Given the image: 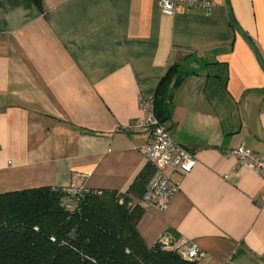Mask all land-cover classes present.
Returning <instances> with one entry per match:
<instances>
[{
    "label": "crops",
    "instance_id": "crops-1",
    "mask_svg": "<svg viewBox=\"0 0 264 264\" xmlns=\"http://www.w3.org/2000/svg\"><path fill=\"white\" fill-rule=\"evenodd\" d=\"M210 1L168 16L154 0H0V194L76 184L141 206L129 191L152 137L131 127L176 67L163 124L196 164L167 170L178 192L141 206L138 233L194 243L196 264H264V187L226 156H264V0Z\"/></svg>",
    "mask_w": 264,
    "mask_h": 264
},
{
    "label": "trees",
    "instance_id": "trees-1",
    "mask_svg": "<svg viewBox=\"0 0 264 264\" xmlns=\"http://www.w3.org/2000/svg\"><path fill=\"white\" fill-rule=\"evenodd\" d=\"M30 1L40 7V0ZM176 74V67L170 69L154 96L161 123L166 118L163 95L171 82L178 83ZM151 174L149 166L138 175L129 191L134 198L141 199ZM142 214L129 195L113 192L89 190L78 201L63 189L0 194V264L197 263L162 250L159 241L148 248L137 230Z\"/></svg>",
    "mask_w": 264,
    "mask_h": 264
},
{
    "label": "built area",
    "instance_id": "built-area-1",
    "mask_svg": "<svg viewBox=\"0 0 264 264\" xmlns=\"http://www.w3.org/2000/svg\"><path fill=\"white\" fill-rule=\"evenodd\" d=\"M154 2L157 9L168 16L175 15L180 9L197 10L205 14H210L213 10L210 0H154ZM138 108L142 113V118L135 121L131 128L152 137L150 143L139 149L152 167V174L145 185L139 203L142 207L164 212L178 192V184L167 174V170L187 175L194 168L196 160L186 148L172 140L165 125L157 118L154 97L142 96L138 102ZM226 156L234 158L237 166L245 167L255 173L264 187V156L256 155L244 146L227 151ZM88 191L82 185L76 184L63 189L64 193L76 198L77 201ZM122 202L120 198L118 203ZM262 202V208H264V195ZM159 243L162 250H174L189 262H198L205 256L194 243L182 241L171 235H166L165 238L159 240Z\"/></svg>",
    "mask_w": 264,
    "mask_h": 264
},
{
    "label": "water",
    "instance_id": "water-1",
    "mask_svg": "<svg viewBox=\"0 0 264 264\" xmlns=\"http://www.w3.org/2000/svg\"><path fill=\"white\" fill-rule=\"evenodd\" d=\"M229 6V5H228ZM229 14H230V16L232 17V13H231V10H230V7H229ZM233 18V17H232ZM234 20V19H233ZM234 26H235V28H236V30L239 32V33H241L242 35H243V33H242V31H241V29L239 28V26L237 25V23L234 21ZM244 36V38L247 40V41H249V39L247 38V37H245V35H243Z\"/></svg>",
    "mask_w": 264,
    "mask_h": 264
},
{
    "label": "rangeland",
    "instance_id": "rangeland-1",
    "mask_svg": "<svg viewBox=\"0 0 264 264\" xmlns=\"http://www.w3.org/2000/svg\"><path fill=\"white\" fill-rule=\"evenodd\" d=\"M166 236L162 237V238H165Z\"/></svg>",
    "mask_w": 264,
    "mask_h": 264
}]
</instances>
